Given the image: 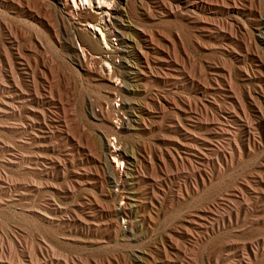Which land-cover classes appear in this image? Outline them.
Here are the masks:
<instances>
[{
    "label": "rangeland",
    "instance_id": "rangeland-1",
    "mask_svg": "<svg viewBox=\"0 0 264 264\" xmlns=\"http://www.w3.org/2000/svg\"><path fill=\"white\" fill-rule=\"evenodd\" d=\"M202 1L211 9L83 6L124 10L137 52L126 79L116 55L82 67L58 14L34 2L45 25L0 4V68L10 73L8 54L27 100L9 81L0 90V264H264V0H236L235 12L229 0ZM90 34L102 40L100 28ZM17 49L31 73L14 63ZM120 154L124 189L113 184ZM126 203L131 219L119 215Z\"/></svg>",
    "mask_w": 264,
    "mask_h": 264
},
{
    "label": "bare ground",
    "instance_id": "bare-ground-1",
    "mask_svg": "<svg viewBox=\"0 0 264 264\" xmlns=\"http://www.w3.org/2000/svg\"><path fill=\"white\" fill-rule=\"evenodd\" d=\"M78 0H0V4L1 5H5V2L8 3L9 5H11L14 8L20 9L21 11H25L27 13H30L32 15V17L34 18L35 21H41L42 23H44L45 25H48V22H44L42 21V19L40 18V12L37 10V5H33L34 2L37 3L39 6H41V9L44 10L46 13L50 14V15H59L61 18V21L64 23L65 25V29L67 31V35L69 38V47L70 49L73 51L74 54H76L75 59L76 61L82 66L88 67V63L91 61H99L100 63H105L108 62L106 55H109V59H112L114 57V55H116V59H121L123 65H126L125 71L126 73H117L118 71H113L114 74L116 75L118 74L122 79H126L128 78V75H137V73H135V69H133V67L131 68L129 65H127L125 63V57H127L128 55H130L131 53H133L135 51V48L131 47V44L129 42H127L126 37L127 35H125L129 30V28L125 27L123 25L124 22V15H123V11L121 9V5L119 3H116L113 5V10L112 13H106L105 11H102L101 13L98 11H101L102 9H99L97 11L94 12H90L89 9H84L83 6L86 5H90L91 0H80L81 3L78 4L77 2ZM101 1V0H100ZM210 1V0H209ZM217 0H211V2H216ZM229 4L231 6V10L232 11H239L238 10V3L236 4V0H229ZM207 2V1H206ZM210 3V2H209ZM209 3H205L202 0H186V4L194 11H199V12H205L207 10L211 9V6ZM100 4V3H99ZM224 4V3H223ZM101 8V7H100ZM33 11V12H32ZM104 13H106V15L108 14L111 19L109 20L110 22L108 24H106L107 22L104 21ZM102 16V17H101ZM264 21V20H263ZM105 26V29H102L101 27ZM262 26H264V22L262 23ZM91 28L93 29H97L100 28V32L102 35V40L100 39L99 41H95L91 34ZM106 28H108V30H106ZM3 30H5L7 33L9 32L8 27L3 28ZM1 34V31H0ZM10 34V40H11V44L12 46H19V42L17 40V38L11 36V33L9 32L8 35ZM13 34V33H12ZM74 34H75V39L76 42L74 41ZM111 37H115L117 38L116 41H119V49L116 51H112V54L106 53L103 49V45L107 46V43H109V39ZM20 39V38H19ZM264 39V38H263ZM129 40V39H128ZM21 41V40H19ZM109 45V44H108ZM125 45V46H124ZM124 48L125 50L121 49ZM19 48V47H18ZM21 49V47H20ZM129 50V52L127 50ZM1 50V49H0ZM6 50V49H5ZM139 50V49H138ZM7 51V50H6ZM17 54L13 55V59H14V63L15 61L19 62L20 66L24 67L25 70L31 73V68L29 66L28 63H26V61L22 58V54L21 51L19 49H17ZM141 51V50H140ZM1 52V51H0ZM141 53V52H140ZM4 54V53H2ZM1 54V55H2ZM134 54L136 55L137 52H134ZM145 53H143L144 55ZM147 55V54H146ZM96 56H98L97 58H95ZM4 57V56H3ZM144 59V58H143ZM127 60V59H126ZM148 60V59H147ZM6 69L9 68L10 73L7 72V70H4V68H0V90H5V84L7 83V81L10 82L11 84V90L13 91V93L15 94L14 96H16L15 99L18 100H22L21 102L27 103L26 100V92L23 90V81H21V79L19 80L18 77H16L17 75H14L13 71L14 68L16 67L12 60L10 59V56L8 54H6ZM33 61V60H32ZM97 61V62H98ZM112 61V60H111ZM114 61V60H113ZM3 62V61H2ZM24 63L23 64H21ZM128 62V61H127ZM110 63V62H109ZM93 64V63H92ZM96 64V62H95ZM32 65V64H31ZM84 65V66H83ZM94 65V64H93ZM98 65V64H96ZM101 65V64H100ZM110 65V64H109ZM147 65H150V62L148 64L147 61ZM8 67V68H7ZM32 68H35V66H33ZM147 68V67H146ZM36 69V68H35ZM117 69V68H116ZM145 69V68H144ZM50 70V69H49ZM89 73H92L91 70L86 69ZM140 70V69H139ZM152 70V69H151ZM39 71V69H38ZM143 71V70H142ZM33 72V70H32ZM112 72V71H111ZM111 72L109 74H111ZM144 72V71H143ZM152 72V71H151ZM29 73V74H30ZM45 73V71H44ZM146 73V72H145ZM153 73V72H152ZM35 74V73H33ZM141 75L146 76V74L144 73H140ZM31 75V74H30ZM112 75V74H111ZM33 76V75H32ZM38 76V75H36ZM50 76V75H49ZM110 77V76H109ZM112 77V76H111ZM117 77V75H116ZM115 77V78H116ZM150 77V76H149ZM40 78V77H39ZM42 78V77H41ZM40 78V79H41ZM118 78V77H117ZM120 78V79H121ZM137 78V77H136ZM37 79V78H36ZM106 79V78H105ZM111 79V78H110ZM109 79V80H110ZM107 80V79H106ZM37 81V80H36ZM46 83V80H44ZM137 81V80H136ZM38 82V81H37ZM8 84V83H7ZM127 84V83H126ZM129 84V83H128ZM40 86V85H39ZM38 86V87H39ZM44 86V85H43ZM8 87V85H7ZM29 87V86H28ZM124 88H127L125 85L123 86ZM9 88V87H8ZM40 88V87H39ZM45 88V87H44ZM31 89V88H30ZM34 90H31L32 94H31V98L32 100L35 101H39L40 100V95L37 91V88H33ZM122 89V88H121ZM44 90V89H43ZM48 90V89H47ZM123 91V90H122ZM124 91H128L127 89H125ZM123 91V92H124ZM41 92V91H40ZM45 92V91H44ZM43 92V93H44ZM50 92V91H49ZM118 92V90H117ZM116 92V93H117ZM119 93V92H118ZM122 92H120L121 94ZM49 94V93H48ZM124 94V93H123ZM122 94V95H123ZM46 95V94H45ZM125 95V94H124ZM6 96V95H5ZM4 96V97H5ZM44 96V95H43ZM50 96V95H48ZM12 97V96H11ZM29 97V96H28ZM51 97V96H50ZM14 99V98H13ZM5 101V99H3ZM46 100V98H45ZM2 101V100H1ZM31 101V100H30ZM1 103V102H0ZM44 103V102H43ZM48 103V102H47ZM54 103V102H53ZM7 104V101H6ZM6 104H0V113H4L6 111ZM11 104V103H9ZM14 104V103H13ZM12 104V105H13ZM16 106V105H15ZM26 106V105H25ZM9 107V106H8ZM11 107V106H10ZM9 107V108H10ZM17 107V106H16ZM19 107V106H18ZM22 109V108H21ZM5 110V111H4ZM14 110V109H13ZM18 110V109H17ZM20 110V108H19ZM16 111V109H15ZM9 112V111H8ZM7 112V113H8ZM18 112V111H17ZM12 113V112H11ZM22 113V111H21ZM13 114V113H12ZM95 114V113H94ZM102 114V113H101ZM16 116V114H15ZM97 116V115H95ZM98 117V116H97ZM120 117V116H119ZM118 117V118H119ZM99 118V117H98ZM102 118V117H101ZM45 119V117H44ZM97 119V118H95ZM47 119H45L46 122ZM99 120V119H98ZM120 120V119H118ZM122 120V119H121ZM129 121V120H128ZM131 121V120H130ZM44 122V121H42ZM125 122V121H124ZM67 124V123H66ZM124 124V123H123ZM48 125V124H47ZM66 126V125H65ZM68 126V125H67ZM112 127V126H111ZM125 128V127H124ZM130 129V127H127ZM66 129V128H65ZM68 129V128H67ZM44 130V129H43ZM47 130V129H46ZM49 131V130H48ZM68 131V130H66ZM51 133V132H49ZM118 134V133H116ZM55 137V136H54ZM58 137V136H57ZM66 137V136H65ZM69 137V136H68ZM53 139V138H52ZM64 139V138H63ZM62 139V140H63ZM34 141V139H33ZM69 141V140H68ZM117 150V149H116ZM126 152V151H125ZM117 153V152H116ZM127 155V154H126ZM125 154H120L114 157V163L112 162V164H116L118 167H114V172H115V180L113 181V184L115 186V188H121L124 189L125 183H127L124 179H122V168L124 169V166H128V164H130V159L128 157V155L126 156ZM130 156V155H129ZM22 158V157H20ZM23 161V160H22ZM17 162V160H16ZM21 162V161H20ZM125 162V163H124ZM24 163V162H23ZM22 163V164H23ZM137 164V161H136ZM18 165V164H17ZM130 167V166H129ZM141 167V166H140ZM137 168V167H136ZM134 169V168H133ZM139 169V167H138ZM125 171V170H122ZM113 172V173H114ZM135 170L133 173V180L136 181L139 177V175L136 177L137 173L135 174ZM138 172V171H137ZM141 173V172H140ZM128 175V174H127ZM126 175V176H127ZM7 176V175H6ZM131 177V175H129ZM127 176V178L129 177ZM142 176V175H140ZM3 177V176H2ZM6 178V177H5ZM3 179V178H2ZM0 180H1V176H0ZM140 183V182H139ZM5 184V183H4ZM3 184V185H4ZM132 184V183H131ZM130 205V204H129ZM129 205L126 203L124 207H122L119 210V215H121L123 218H128L131 219V217L133 216L132 212H131V208L129 209ZM133 206V205H131ZM132 223V222H131Z\"/></svg>",
    "mask_w": 264,
    "mask_h": 264
}]
</instances>
